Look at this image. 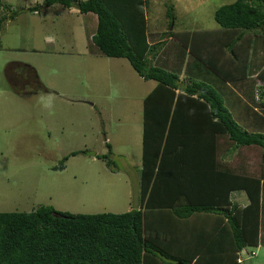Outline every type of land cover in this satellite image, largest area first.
Listing matches in <instances>:
<instances>
[{
	"label": "trees",
	"instance_id": "trees-1",
	"mask_svg": "<svg viewBox=\"0 0 264 264\" xmlns=\"http://www.w3.org/2000/svg\"><path fill=\"white\" fill-rule=\"evenodd\" d=\"M148 1L42 0L29 8L59 5L96 15L91 42L97 52L126 59L156 86L143 99L140 208L71 214L40 206L29 213H0V264H241L242 250L264 246V134L240 126L220 93L225 82L253 80L256 72L264 101V0L219 6L213 12L215 29L170 30L156 44L147 38L143 6ZM166 38L218 83L192 75L180 79L179 73L152 65L149 56L155 57ZM38 88L46 90L41 83ZM222 137L235 147L260 149L258 175L221 164ZM236 191L247 197L244 208L230 200ZM197 217H206L201 227L192 224Z\"/></svg>",
	"mask_w": 264,
	"mask_h": 264
},
{
	"label": "rangeland",
	"instance_id": "rangeland-1",
	"mask_svg": "<svg viewBox=\"0 0 264 264\" xmlns=\"http://www.w3.org/2000/svg\"><path fill=\"white\" fill-rule=\"evenodd\" d=\"M231 1L149 0L143 6L147 27L158 33H150V42L161 41L170 30L218 27L213 12ZM40 2L0 0V213H29L40 206L71 214L138 209L141 98L153 82H143L125 59L120 60L123 72L108 69L89 52L95 26H83L80 15H67L59 5L39 14L29 10ZM168 44L165 54L172 50ZM12 63L33 66L46 90L33 85L27 68L10 67ZM195 69L194 79L209 80L208 69L200 75ZM117 71L124 73L122 79L115 78ZM72 152L79 154L69 156ZM241 153L249 172L258 168V147ZM102 155L108 158H96ZM64 157L65 168L59 170ZM247 250L254 256L243 251L241 264H264V246Z\"/></svg>",
	"mask_w": 264,
	"mask_h": 264
},
{
	"label": "crops",
	"instance_id": "crops-1",
	"mask_svg": "<svg viewBox=\"0 0 264 264\" xmlns=\"http://www.w3.org/2000/svg\"><path fill=\"white\" fill-rule=\"evenodd\" d=\"M235 0L231 1L234 2ZM42 2V0H41ZM40 2V4H41ZM229 2V3H231ZM227 2V4H229ZM39 4V5H40ZM148 6V5H147ZM38 7V6H36ZM34 7V8H36ZM53 7L49 6V7H44V8H40L38 11H34L33 13H40L42 10H49V8ZM67 11V15H80L82 18V25L86 26L87 24L91 23L92 27L93 26H97V17L94 14H80L78 12V10L71 8V9H65ZM74 10V11H72ZM76 10V13H75ZM147 23H148V18H146ZM90 28V31H92L93 28ZM215 29V28H214ZM150 29L148 28V32H147V38H148V42L149 44H156L154 42H150V38H151V31H149ZM95 32V31H94ZM94 32L90 35V37L92 38V35L94 34ZM157 32V31H155ZM155 32L153 31L152 33L154 34V36L158 33L155 34ZM157 37V36H156ZM159 37V35H158ZM157 41V38H156ZM175 41L172 38H166L164 41V45L161 47V50L155 55L154 58H152V55L149 56V59L152 60V65H159L163 68H165L166 70L169 71H174L176 73H179V77L180 79H184L186 77H189V75L194 76L195 73L193 72V61L191 59V57L189 55H187L186 53H181V51L179 50L180 46L179 43L177 42V45H172V42ZM169 42H171V46H172V50L168 53H166L167 48L169 47L170 44H168ZM176 42V41H175ZM175 46H179L178 51H175L174 48ZM89 52L91 54H97V56L100 58L99 61L101 62H105L107 64V68L110 67L112 69H116L119 71H124V66L120 63H123L122 60L123 58H107L110 61H104L103 58L105 56L101 55L100 53L97 52L96 48L93 46V44L91 43V48L89 49ZM58 53H62V51H59ZM87 53V52H86ZM55 54V53H53ZM89 53H87L88 55ZM72 55V54H70ZM74 55V54H73ZM86 55V56H87ZM90 55V54H89ZM189 56V57H188ZM92 57V55L90 56ZM96 60L97 57H95ZM189 58V59H188ZM126 60V59H125ZM129 63V62H128ZM192 66L189 67V65ZM125 64V63H124ZM10 67L15 66V68L20 67V68H27L28 71H30L29 73L32 75V82L34 83L33 85H36V87L38 88V84L41 83L40 79H38V76L36 75V71L33 68V66H28V65H23V64H18V63H12L11 65H9ZM109 69V68H108ZM192 69V70H191ZM127 73L128 69L126 68ZM196 71L199 72L198 74L200 75L202 72L201 70H199V68H196ZM126 73V72H125ZM120 74H124V73H119L118 71L116 72L115 78L117 79H122ZM256 72L255 74L253 73V75H251L250 77L254 78V82L252 88L254 87L253 90L249 91V87L248 84L249 82H244V81H235V82H225L224 84H222L220 86V93L222 94V96L224 97L225 103L228 107V109L231 111H233L232 115L233 118L235 119V121H237V123L242 126L244 129H246L249 133H263L264 134V105L261 104V102L263 99L259 96V94H261L259 92V87L262 86V82H260L257 78H256ZM208 78L210 79L209 81L212 82H216L218 83V81L216 79H214L215 77H210L208 76ZM141 80H143L140 77ZM249 78H247L248 80ZM246 80V79H245ZM141 82V81H140ZM143 82H153L151 83V85L148 87V89L146 90L145 94L142 96L141 98V103H142V107H143V99L146 97V95H148L156 86V82L153 80H148L145 81L143 80ZM42 84V83H41ZM43 85V84H42ZM44 86V85H43ZM45 87V86H44ZM66 90H69V93L71 92L70 88L65 85L63 86ZM53 90V89H51ZM56 91V90H55ZM35 92V91H34ZM32 92V93H34ZM246 93H253L254 98L252 99V101L248 100L249 98H247L245 95ZM31 94V93H30ZM68 94L64 95L67 96ZM264 98V95L262 96ZM226 99H228L229 101V105L227 104ZM80 101V100H79ZM91 107L93 105H90ZM142 111V108H141ZM141 118L139 119V123H136V125L140 126V130L141 133L143 132V124H142V113H141ZM106 140V139H105ZM220 142V158L219 161L221 162V164H225V165H229V166H233L238 172L241 174H255L258 175L259 171L261 169V161L258 165V168L255 170L253 169L251 172H249L250 167H249V162L248 160H245L243 158H241V150L247 147H235L234 145H232L231 143H229L226 138L222 137L219 139ZM237 155V156H236ZM138 193L140 195V179H139V186H138ZM138 195V197H139ZM230 200L232 202V204L236 205L239 208H244L247 204H248V200L247 197L245 195V193L243 191H236L233 192L230 196ZM140 208V205H139ZM138 208V209H139ZM203 222L205 223L206 221V217H202ZM211 217H208L207 220H209ZM202 220L197 217L194 222L192 223L194 224L195 227L199 226L201 227V224H203ZM211 220V219H210ZM202 222V223H201ZM178 225V224H177ZM260 246V245H259ZM257 249V248H256ZM245 250H242V252ZM247 251V252H246ZM246 254L248 252V250L246 249ZM241 252V253H242ZM252 252V251H251ZM241 253H240V257H241ZM247 254L248 258H251L250 255ZM254 254V252H253ZM252 254V255H253ZM241 261V259H240Z\"/></svg>",
	"mask_w": 264,
	"mask_h": 264
},
{
	"label": "flooded vegetation",
	"instance_id": "flooded-vegetation-1",
	"mask_svg": "<svg viewBox=\"0 0 264 264\" xmlns=\"http://www.w3.org/2000/svg\"><path fill=\"white\" fill-rule=\"evenodd\" d=\"M33 79V78H32Z\"/></svg>",
	"mask_w": 264,
	"mask_h": 264
}]
</instances>
